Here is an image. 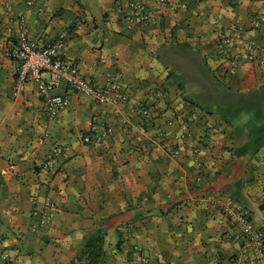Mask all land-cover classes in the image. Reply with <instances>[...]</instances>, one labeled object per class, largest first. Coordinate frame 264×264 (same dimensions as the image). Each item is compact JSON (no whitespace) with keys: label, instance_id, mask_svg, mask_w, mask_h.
Segmentation results:
<instances>
[{"label":"crops","instance_id":"obj_1","mask_svg":"<svg viewBox=\"0 0 264 264\" xmlns=\"http://www.w3.org/2000/svg\"><path fill=\"white\" fill-rule=\"evenodd\" d=\"M141 1L150 20L137 27L123 19L128 0H0V264H90L86 242L104 230L98 264H243L223 208L264 227V62L230 68L217 38L243 26L264 46V22H252L264 0ZM8 5L31 38L65 32L68 59L94 84L121 74L128 101L60 83L69 102L51 117L33 81L17 92ZM93 121L114 135L84 142ZM59 146L68 157L43 170ZM46 197L55 207L38 233L33 200Z\"/></svg>","mask_w":264,"mask_h":264},{"label":"built area","instance_id":"obj_2","mask_svg":"<svg viewBox=\"0 0 264 264\" xmlns=\"http://www.w3.org/2000/svg\"><path fill=\"white\" fill-rule=\"evenodd\" d=\"M37 2L38 0H28L30 5ZM7 10L9 22L5 29V36L12 47L9 55L18 62L17 92L23 88L26 82L33 81L44 101L46 111L51 117H57L69 102L67 96L53 92L60 83L90 97L99 104L120 106L128 101L121 82V74L109 76L102 86L94 84L82 74L76 63L68 59L65 32L52 41H46L43 37L31 38L26 17L15 15L12 5H8ZM122 16L129 25L137 27L150 20L141 0H128ZM252 22L253 28L257 29L263 24L264 16H254ZM244 31L243 26H238L234 31L226 29L217 31L218 42L225 53L229 67L232 69H236L243 60L264 62V46L254 38L242 36ZM47 73L50 74L49 78L45 76ZM142 113L145 117L150 116L148 108H142ZM114 132L112 125L93 121L90 129L82 135V139L90 144L101 143L112 137ZM185 137V131H181L178 135L181 140ZM174 153L178 154L179 151L175 150ZM195 153L199 154V151L195 150ZM59 157H68L66 149L60 146L52 149V153L40 167L46 171H55L59 164ZM260 183L264 192V176L260 179ZM54 207L55 204L49 197H46L43 203L34 198L32 215L40 218L38 225L33 227L34 231L38 233L42 231L48 223L51 210ZM223 211L232 217L241 229L244 241L241 251L243 264H264V227L256 225L249 212L239 205L224 207Z\"/></svg>","mask_w":264,"mask_h":264},{"label":"trees","instance_id":"obj_3","mask_svg":"<svg viewBox=\"0 0 264 264\" xmlns=\"http://www.w3.org/2000/svg\"><path fill=\"white\" fill-rule=\"evenodd\" d=\"M107 231H100L96 235L91 236L85 245L84 252H88L90 264H98L102 258V251L104 245V239Z\"/></svg>","mask_w":264,"mask_h":264}]
</instances>
